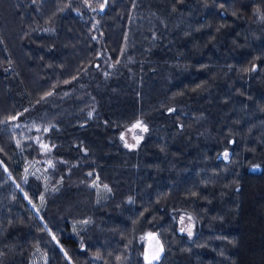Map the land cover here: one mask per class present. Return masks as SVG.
Listing matches in <instances>:
<instances>
[{
  "label": "trees",
  "instance_id": "trees-1",
  "mask_svg": "<svg viewBox=\"0 0 264 264\" xmlns=\"http://www.w3.org/2000/svg\"><path fill=\"white\" fill-rule=\"evenodd\" d=\"M146 232L264 264V0H0V264H143Z\"/></svg>",
  "mask_w": 264,
  "mask_h": 264
},
{
  "label": "rangeland",
  "instance_id": "rangeland-1",
  "mask_svg": "<svg viewBox=\"0 0 264 264\" xmlns=\"http://www.w3.org/2000/svg\"><path fill=\"white\" fill-rule=\"evenodd\" d=\"M37 126H34L36 128ZM124 141L127 145L132 146L139 138V132L136 127L132 126L125 131L123 135ZM144 250H143V264H153L160 254V245L154 233L146 232L143 236Z\"/></svg>",
  "mask_w": 264,
  "mask_h": 264
},
{
  "label": "snow or ice",
  "instance_id": "snow-or-ice-1",
  "mask_svg": "<svg viewBox=\"0 0 264 264\" xmlns=\"http://www.w3.org/2000/svg\"><path fill=\"white\" fill-rule=\"evenodd\" d=\"M137 126H139V125H137ZM146 130V129H145ZM225 155H227V154H225ZM158 258V257H157Z\"/></svg>",
  "mask_w": 264,
  "mask_h": 264
}]
</instances>
